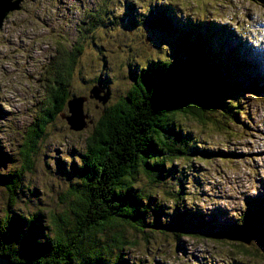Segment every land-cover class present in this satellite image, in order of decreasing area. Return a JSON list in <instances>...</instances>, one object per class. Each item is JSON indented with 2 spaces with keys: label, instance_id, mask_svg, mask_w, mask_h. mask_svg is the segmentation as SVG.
I'll return each mask as SVG.
<instances>
[{
  "label": "rangeland",
  "instance_id": "374dc122",
  "mask_svg": "<svg viewBox=\"0 0 264 264\" xmlns=\"http://www.w3.org/2000/svg\"><path fill=\"white\" fill-rule=\"evenodd\" d=\"M160 12L158 17L169 24L149 21ZM248 17L264 18V0H28L20 10L9 11L0 27V177L20 170L13 175L17 202L11 209L67 214L70 164L78 162L100 110L124 97L142 68L172 58L175 42L187 32L203 44V52L219 53L227 70L218 72L239 87L233 95L241 114L229 133L174 115L175 126L188 137V153L161 158L162 168L151 173L139 163L127 180L141 194L140 226L117 222L96 237L104 243L116 234L126 242L105 254L114 260L117 252V263L264 264V201L250 199L264 195V99H259L264 86L228 60L243 53L248 65L264 74L263 62L247 54V44L260 46V38L248 30ZM236 32L244 35L241 40ZM64 49L76 51L66 100L86 96L94 84L108 99L103 105L83 101L87 118L80 128L66 123V107L56 113L31 148L30 166L21 169L27 127L46 108L53 75L49 66L62 61ZM261 50L264 59V41ZM74 117L72 125L79 127L80 113ZM34 190L33 197L29 191ZM6 194L0 182V215ZM246 208L255 213L256 228L237 226Z\"/></svg>",
  "mask_w": 264,
  "mask_h": 264
},
{
  "label": "trees",
  "instance_id": "16d2710c",
  "mask_svg": "<svg viewBox=\"0 0 264 264\" xmlns=\"http://www.w3.org/2000/svg\"><path fill=\"white\" fill-rule=\"evenodd\" d=\"M166 12L173 14L171 10ZM158 15L162 12L149 21L160 26L168 23ZM202 48L197 38L181 33L172 58L154 60L142 68L126 95L103 109L85 137L78 162L70 164L73 178L66 190L67 214L14 212L11 205L17 200L13 175L20 170L0 177L7 192L0 215V253L13 261L34 264H124L117 263V252L114 260L105 256L126 243L119 240L120 235H108L101 243L96 233L117 222L140 226L144 211L139 202L141 194L130 189L127 177L139 163L151 173L162 168L161 158L188 153V137L175 126L173 116H186L196 124L208 123L229 133L241 114L233 95L238 94L239 87L231 77L218 72V68L227 70L219 53L210 48L203 52ZM64 50L62 61L49 66L53 75L46 108L27 127L21 169L30 166L31 148L46 123L66 107L68 76L76 51ZM29 193L36 195L35 190ZM250 199L262 202L260 197ZM254 216L244 209L237 226L253 225Z\"/></svg>",
  "mask_w": 264,
  "mask_h": 264
},
{
  "label": "water",
  "instance_id": "95a60500",
  "mask_svg": "<svg viewBox=\"0 0 264 264\" xmlns=\"http://www.w3.org/2000/svg\"><path fill=\"white\" fill-rule=\"evenodd\" d=\"M23 0H0V27L2 25V21L5 18L6 14L9 11L12 10H17L20 8V3ZM86 98H90V99H96L97 101H99L100 105H103L107 99H108V94L105 92V90L103 89L102 86H100L99 84H94L90 87V89L88 90L87 95H80V96H72L69 99L66 100V108L67 111H69L68 115L64 116V119L66 121L67 124H69L70 127L75 128H80L83 126L84 121L83 119L86 118V114H82L81 112V107H82V103L83 101H85ZM79 112L81 115V123L78 126L72 125L75 124V114ZM72 116V117H71ZM74 118V119H73ZM88 122H90V120H88ZM255 226L251 225L249 227H247V229H251ZM256 228V227H255ZM241 231L243 229H240ZM257 230V229H256ZM263 229H258V232H262ZM262 236H259L258 238H256V242H258L259 238H261ZM226 238H230V234H228V236H226ZM262 241H264V236L261 239ZM247 242V241H246ZM264 244V242H263ZM262 244V245H263ZM0 264H34L31 262H27V261H13L11 260L6 254L0 253Z\"/></svg>",
  "mask_w": 264,
  "mask_h": 264
},
{
  "label": "bare ground",
  "instance_id": "6f19581e",
  "mask_svg": "<svg viewBox=\"0 0 264 264\" xmlns=\"http://www.w3.org/2000/svg\"><path fill=\"white\" fill-rule=\"evenodd\" d=\"M262 19H264V18H259L257 21H254L252 18L248 17V22H249L248 30L251 31L254 36H258L260 38V42L258 43L260 46H259V48L256 47V48H258L256 50V48L251 47L250 43L247 44V48H249V50L247 51L248 52L247 54L250 56V58L252 60H254V61L260 60L264 64V59L261 58L262 42L264 41V32L262 33L260 30V29H262ZM236 35L238 36L239 40H241L242 37L244 36V35L240 34L239 32H236ZM225 55H226V53H225ZM254 91L257 92L258 91L257 88H255Z\"/></svg>",
  "mask_w": 264,
  "mask_h": 264
},
{
  "label": "flooded vegetation",
  "instance_id": "af4514ba",
  "mask_svg": "<svg viewBox=\"0 0 264 264\" xmlns=\"http://www.w3.org/2000/svg\"><path fill=\"white\" fill-rule=\"evenodd\" d=\"M26 1H28V0H23L21 3H20V8H21V6L26 2ZM20 8H19V10H20ZM85 102V101H84ZM83 102V103H84ZM97 105L96 104H94V107H96ZM82 107H83V105H82ZM102 109L100 110V114L102 113ZM249 155V154H248Z\"/></svg>",
  "mask_w": 264,
  "mask_h": 264
}]
</instances>
